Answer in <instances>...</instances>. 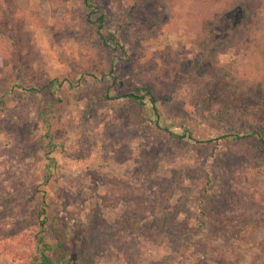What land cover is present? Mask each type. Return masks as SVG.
<instances>
[{"label": "rangeland", "instance_id": "374dc122", "mask_svg": "<svg viewBox=\"0 0 264 264\" xmlns=\"http://www.w3.org/2000/svg\"><path fill=\"white\" fill-rule=\"evenodd\" d=\"M17 1L0 264H264V0Z\"/></svg>", "mask_w": 264, "mask_h": 264}, {"label": "trees", "instance_id": "16d2710c", "mask_svg": "<svg viewBox=\"0 0 264 264\" xmlns=\"http://www.w3.org/2000/svg\"><path fill=\"white\" fill-rule=\"evenodd\" d=\"M83 1L86 7L93 9V5L90 0H83ZM242 8L243 6H240L234 9L235 11H238V13L236 14V16H234V18L242 17V10H241ZM27 13H28L27 11L19 7L17 0H0V57L1 58L16 61V59L22 56L23 53H22L20 44L18 42V39L20 38L19 36L21 34L23 33L27 34V32L23 28L24 22H25V16L27 15ZM94 22L98 24L99 28L102 27V17L95 19ZM100 36L102 39H104L105 44H107L108 42L106 38H109V39L113 38V39H110V41L113 40L116 42L114 36L105 37L103 34H100ZM50 90H51L50 92H52V88H50ZM146 93L150 94V91L148 88L135 87L133 91L120 95V97H129L137 101L140 104H145L146 103V100H145ZM148 100L152 105L151 107L153 110V114L157 116L158 107L155 104V98L152 96ZM169 132L172 134L175 133L174 131H169ZM256 142L261 147L264 148V138L263 137L256 138ZM200 211H201V216L198 218V222L201 226L199 227H202V226L204 227L205 225L204 213L202 209ZM39 240L43 242L42 238H39ZM37 264H54V259L50 256H46L42 254V258Z\"/></svg>", "mask_w": 264, "mask_h": 264}]
</instances>
